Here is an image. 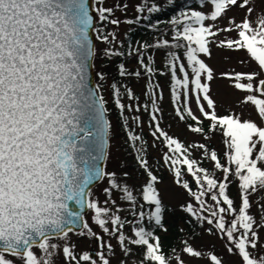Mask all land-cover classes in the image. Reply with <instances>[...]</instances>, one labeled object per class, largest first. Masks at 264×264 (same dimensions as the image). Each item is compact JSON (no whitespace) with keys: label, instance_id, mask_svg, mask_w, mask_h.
<instances>
[{"label":"snow or ice","instance_id":"snow-or-ice-1","mask_svg":"<svg viewBox=\"0 0 264 264\" xmlns=\"http://www.w3.org/2000/svg\"><path fill=\"white\" fill-rule=\"evenodd\" d=\"M163 10L160 0H0V264H264V0H196L170 31L150 24L152 42L133 45L130 27L120 38L122 25ZM113 65L121 80L110 82ZM160 78L191 140L162 126ZM130 79L143 81L139 95ZM144 113L185 196L187 222L167 252L171 210L132 128Z\"/></svg>","mask_w":264,"mask_h":264},{"label":"rangeland","instance_id":"rangeland-1","mask_svg":"<svg viewBox=\"0 0 264 264\" xmlns=\"http://www.w3.org/2000/svg\"><path fill=\"white\" fill-rule=\"evenodd\" d=\"M152 3V0H141V3ZM160 3L162 4V6H166L167 2L166 0H160ZM147 14V13H146ZM119 15V13H118ZM134 15L132 10H129L128 12V18H131ZM237 20L240 19L242 13H235ZM125 27H130V31L128 32V34L132 31V29H134V25L132 26H121V29H119V32L121 33L120 38L124 39V36L122 35L124 28ZM170 24L165 26L162 31L164 32H168L170 31ZM156 37H149V38H145V37H140L138 38L133 45H135L136 42H152ZM214 59L209 61V63L214 67H218L221 63V58L219 55L214 53ZM135 62L131 61L129 64V67L134 66ZM99 67V65H98ZM108 71L110 73H112V75L109 76V81H113V80H121V78H118L116 76L115 73V66L113 65L112 67L108 68ZM118 78V79H116ZM123 83L127 84L129 87H131L138 95L141 91V88L143 87V81L137 82L135 79H130V80H124ZM159 83L163 86V100L159 102L160 106L162 107V119H161V124L162 126L165 128L166 131L169 132V134L172 135H178L179 138L181 140H191L192 134L188 133L186 131V129L184 128V125L181 124L177 119L174 118V113H173V106L170 103V97H169V91H168V87H167V81L165 78H160ZM104 95L109 99V108H110V119L112 120L113 125L115 126V130H116V140L115 143L119 146L120 148V154L126 159V163L128 165V169L130 172L133 171V169H136V165L133 159V155L130 154L129 151V147L128 145L124 142L125 137H124V133L122 128L120 127V124L118 122V110L115 108V106L113 105L112 101H111V97L109 95V92L106 90L104 92ZM125 103H129V101H127V99L125 98ZM141 102H143V98L141 100ZM141 119L144 121V127L143 129H138L135 127V125H132L133 130H135V132H137V134L143 135L144 139L147 141V147H148V158L150 160V163L153 165L154 171L155 173L161 177L162 180V184L160 185L163 193H164V200L165 203L169 205L170 207V213H173L175 216H177V220L174 221L171 219V215H169L168 217V224H169V235L166 236H162L164 243H167L166 247H165V251L167 252L169 250L170 247V242H172V245H176L177 243V237L179 235H182L180 233H177L176 229L185 225L186 224V219L185 216L186 214L182 213L179 211L178 205L183 203L185 200V196L182 193V190L175 187L172 183V175L171 173L168 171V169L163 165L162 160H160V157L163 154L164 149L162 148V145H159V143L157 142L158 147L157 148H152L151 145L153 143V138L149 135L150 129L148 128V114L144 113L141 116ZM213 145L216 148L220 147V141H219V137L216 138L215 141H213ZM159 160V164H157V161ZM206 163V166H209ZM134 176L139 174V170L137 169L136 172L133 173ZM133 182H139V181H133ZM103 186V185H101ZM97 191H99V189H97ZM233 194L235 193V187H233L232 189ZM188 227L190 228L191 225H188ZM212 242L215 243L216 247L215 250L217 253H220L223 251V247L222 244L219 240H216L215 238H211ZM169 242V243H168ZM205 247H207L208 243H209V239L206 238L203 242H202ZM115 264V261H114Z\"/></svg>","mask_w":264,"mask_h":264},{"label":"trees","instance_id":"trees-1","mask_svg":"<svg viewBox=\"0 0 264 264\" xmlns=\"http://www.w3.org/2000/svg\"><path fill=\"white\" fill-rule=\"evenodd\" d=\"M195 3H196V0H174L172 5L167 4L164 7V10L161 11L160 13L151 14L150 20L144 21L143 23L139 25H134V29H132V31L128 34V39L134 44V42L140 37L149 38L150 36L154 34V31H155L154 29L149 27L150 24L158 25L159 30L162 31V29L165 26L169 25V21L173 17L178 16L179 11L181 9L188 10V7H191ZM123 133L125 137V132L123 131ZM129 151H130V154H132L134 157V153H132V150L130 148H129ZM171 214L172 213H170V215ZM171 217L174 220H177V216H175L174 214H172ZM170 246H173L172 242H170ZM165 247H166V244H165Z\"/></svg>","mask_w":264,"mask_h":264},{"label":"water","instance_id":"water-1","mask_svg":"<svg viewBox=\"0 0 264 264\" xmlns=\"http://www.w3.org/2000/svg\"><path fill=\"white\" fill-rule=\"evenodd\" d=\"M95 82V81H94Z\"/></svg>","mask_w":264,"mask_h":264}]
</instances>
